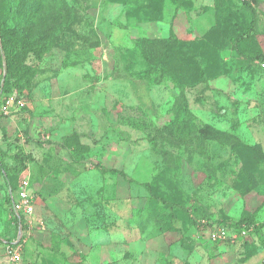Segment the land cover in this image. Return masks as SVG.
<instances>
[{
  "label": "rangeland",
  "instance_id": "rangeland-1",
  "mask_svg": "<svg viewBox=\"0 0 264 264\" xmlns=\"http://www.w3.org/2000/svg\"><path fill=\"white\" fill-rule=\"evenodd\" d=\"M0 15V82L20 101L0 106V144L33 157L11 177L26 225L0 174V264H264V65L248 57L264 0H0Z\"/></svg>",
  "mask_w": 264,
  "mask_h": 264
},
{
  "label": "trees",
  "instance_id": "trees-1",
  "mask_svg": "<svg viewBox=\"0 0 264 264\" xmlns=\"http://www.w3.org/2000/svg\"><path fill=\"white\" fill-rule=\"evenodd\" d=\"M249 29L251 28V22L249 23ZM2 26L1 23V15H0V28ZM253 54L249 55L248 57L252 60H259L260 64L264 65V54L261 53L260 51H250ZM163 59L162 61H164ZM182 60V59H181ZM193 67H188V76L190 75L191 77H194L195 80L199 79V73H197V65L195 64L196 62H192ZM264 67V66H263ZM12 84L15 85V81H12ZM18 88V87H17ZM16 92V91H15ZM14 93L13 91H9L6 86H4V82H0V106L6 98ZM18 93H16V97ZM3 116V114L0 112V117ZM6 159H9L12 163L13 166L9 165L6 162ZM33 157L30 153H25L23 152L20 148H17L14 151H11L7 153L6 150L2 149V146L0 144V174L3 177L5 184L8 189V196H7V204H8V209L10 211L11 218L15 221L17 224L24 223L25 225L27 224L25 222V217L23 216L22 213H16L15 207H14V201L12 199V193L14 192L15 186L12 185L11 183V177L14 175H20L25 169H26V161H32ZM250 224L249 220L243 219L240 222H237L233 225H228L227 223L219 222L220 225L222 226H237L241 223H246ZM264 227V223H258V224H253V231L255 232L257 238L260 240L261 243L264 244V232L262 231Z\"/></svg>",
  "mask_w": 264,
  "mask_h": 264
},
{
  "label": "built area",
  "instance_id": "built-area-1",
  "mask_svg": "<svg viewBox=\"0 0 264 264\" xmlns=\"http://www.w3.org/2000/svg\"><path fill=\"white\" fill-rule=\"evenodd\" d=\"M16 94L13 93L12 95H9L4 103L1 105V111L4 114H8L11 112L9 109L12 104H15L16 102L20 103V101H17ZM28 183H23L19 187L16 193V203H14L15 211L17 213H22L25 215L30 216L33 211V205H32V197L30 194V191L27 186ZM21 211V212H20ZM244 232V231H243ZM228 235L227 228L219 226L218 228L213 229L210 234L209 238L213 241L223 240L226 239Z\"/></svg>",
  "mask_w": 264,
  "mask_h": 264
}]
</instances>
